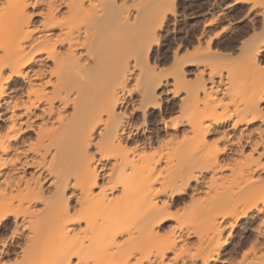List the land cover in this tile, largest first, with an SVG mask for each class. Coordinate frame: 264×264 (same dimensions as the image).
I'll use <instances>...</instances> for the list:
<instances>
[{
  "label": "bare ground",
  "instance_id": "1",
  "mask_svg": "<svg viewBox=\"0 0 264 264\" xmlns=\"http://www.w3.org/2000/svg\"><path fill=\"white\" fill-rule=\"evenodd\" d=\"M259 1L251 7L264 25ZM175 8L0 0V197L11 185L27 191L0 198V223L10 219L22 238L13 263L264 264V28L253 49L239 48L245 100L220 116L234 101L236 86L222 84L232 76L199 69L217 35L206 53L180 56L179 44L171 73L157 72L152 47ZM135 71L142 81L132 85ZM174 109L181 117L166 118ZM27 132L48 142L43 154L28 155ZM187 195L198 205L162 230Z\"/></svg>",
  "mask_w": 264,
  "mask_h": 264
},
{
  "label": "rangeland",
  "instance_id": "2",
  "mask_svg": "<svg viewBox=\"0 0 264 264\" xmlns=\"http://www.w3.org/2000/svg\"><path fill=\"white\" fill-rule=\"evenodd\" d=\"M252 1L257 4L260 2L259 0H249L250 3L248 2L244 4L235 3V0H176L175 16L172 17L173 19L169 17L168 21L163 24L161 28L162 31L159 30L158 32V43L153 45L152 47V59L154 62L157 61V72L161 74H169L171 73L172 54L177 46H179V44L180 50H178V55L180 56H183L185 54L193 55L195 54V51L206 53V40L209 37H214L215 35H217V39L214 40L213 45V47L217 51L213 52L210 56H203L204 58L201 56L199 58L201 63L199 69L204 70L206 74L221 73L226 77H228V74L232 76L228 77V80L227 78L224 79L225 82H223L222 84H233V87L236 86L234 89V91L236 90L234 93L235 95H233L234 101H228L230 104L226 102V105L228 106L227 109H224L222 107L217 110V113L220 114V116L228 115L232 109L231 107L233 106V104L239 107L243 104V93L245 92L244 88H246V84H249L250 82V80L247 79V75H245L246 77L243 76L244 78L241 76L242 79H240L241 73L244 74V71L246 72V70L248 69L246 65V63L248 62V57H246L248 56V53L245 57L244 55L242 57V54H240L239 51L240 45L243 44V47H245L246 51L249 52V50L247 49H253L255 44L257 45V43L261 41L260 39H262V28H264V25L260 14H258L260 9L257 8V4L255 5V7H251L253 5ZM253 11L255 12V14H253ZM208 22L214 23V26L212 28L206 27ZM204 29L206 33L203 35L202 31ZM245 48L242 49L243 53H245ZM262 66L264 69V61L262 62ZM134 73L135 74L130 82L132 85L135 84L137 78H139L138 81H142V76H138V71H135ZM230 78L232 81L230 80ZM187 79L188 81L193 80L192 74H188ZM229 80L230 82H228ZM169 82H172L171 79L169 80ZM10 85V93L13 94L6 98V100H12L11 102L13 103V101L17 102V100L15 101V99H18L19 102V99L21 97L20 91L19 89L14 90L13 88H20V83L15 82ZM135 97L137 96H134V98ZM177 99L178 98H176L175 102H178ZM232 102L234 103L232 104ZM175 110L177 109H174L168 116H166V118L169 117L171 119H179L181 117V114L178 110ZM1 112H3L2 109L0 110V114ZM136 118L140 120L139 114L138 116L136 115ZM37 123L38 122H36V124ZM0 125L1 135L6 131V128L4 127L5 125L3 124V122H0ZM152 126H154V124H152ZM217 137V134L212 135L210 139H217ZM23 138L28 139L27 144L29 143L28 145L30 146V148H28V150L30 149L28 152L29 156H39V154H43L44 151L48 149V142L46 140H42V138L40 137H36L32 132L25 133ZM223 143L224 142L221 141L219 143V146H221ZM29 172L30 170L26 172V176H28L27 173ZM20 173L21 172H19L18 174L20 175ZM101 173L102 171L99 172L98 170L99 183V179H101ZM46 183L44 182L43 185L46 186ZM21 190L22 192H18L17 190H15L14 186L11 185V187H9L8 189V192L7 190L3 192L5 196H2V198H8L12 193L15 195H19L21 193L20 196L26 195L27 191L24 188H21ZM188 195L183 197V204H175L173 207H171V209L168 210L169 214L171 215V219L161 226L162 230L166 231L174 228L176 224L174 219L179 212L183 213L184 211H192L198 205V202L195 200L197 198L191 201ZM10 221L11 220L8 219L0 223V251L2 252H0V264H15L13 263V261L15 262V259L17 258V256H19V252L17 253L18 250L16 248V245L18 243H21V237H19V235H15L16 237H12ZM24 233H27V231H22L20 235H25ZM234 240H237V236L234 238ZM13 248L14 251L12 250ZM228 248L231 247L229 246ZM242 250H237L236 252L232 253L231 259L235 262L239 261L241 259Z\"/></svg>",
  "mask_w": 264,
  "mask_h": 264
},
{
  "label": "snow or ice",
  "instance_id": "3",
  "mask_svg": "<svg viewBox=\"0 0 264 264\" xmlns=\"http://www.w3.org/2000/svg\"><path fill=\"white\" fill-rule=\"evenodd\" d=\"M261 54L264 55V52H262Z\"/></svg>",
  "mask_w": 264,
  "mask_h": 264
}]
</instances>
